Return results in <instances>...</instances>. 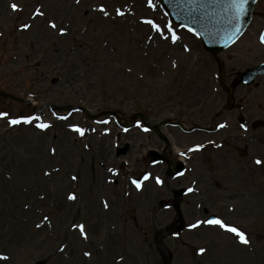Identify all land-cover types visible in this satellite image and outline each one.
I'll return each instance as SVG.
<instances>
[{"label": "rangeland", "instance_id": "374dc122", "mask_svg": "<svg viewBox=\"0 0 264 264\" xmlns=\"http://www.w3.org/2000/svg\"><path fill=\"white\" fill-rule=\"evenodd\" d=\"M263 28L264 0H258L249 30L219 56L220 75L219 60L195 34L172 25L158 0H0V89L38 111L0 95V254L9 257L0 264H264V163L255 162L264 161V127L251 126L264 122V77L235 93L246 127L225 113L217 122L230 125L218 133L164 130L181 150L207 143L171 181L172 189L192 190L181 200L185 227L163 185L164 163L151 167L149 149L162 146L154 131L123 132L112 117L95 126L80 112L58 119L52 109L84 107L101 118L115 113L123 124L140 113L153 125H210L226 106L222 82L230 85L264 62ZM25 117L40 119L10 123ZM125 144L130 151L119 156ZM147 171L160 187L132 183ZM205 211L244 231L251 245L217 226L191 227L207 218ZM79 224L87 239L73 227Z\"/></svg>", "mask_w": 264, "mask_h": 264}, {"label": "water", "instance_id": "95a60500", "mask_svg": "<svg viewBox=\"0 0 264 264\" xmlns=\"http://www.w3.org/2000/svg\"><path fill=\"white\" fill-rule=\"evenodd\" d=\"M171 18L179 24L187 25L198 32L205 48L220 53L229 47L246 29L251 20L255 0H248L246 12L237 21L234 11L227 7V0H162ZM239 28L236 32L235 29ZM259 72L264 73V64L248 70L242 79L249 77L251 82ZM126 147L122 153H126ZM152 154L157 155L155 152ZM181 194V193H180Z\"/></svg>", "mask_w": 264, "mask_h": 264}, {"label": "snow or ice", "instance_id": "6c2138e0", "mask_svg": "<svg viewBox=\"0 0 264 264\" xmlns=\"http://www.w3.org/2000/svg\"><path fill=\"white\" fill-rule=\"evenodd\" d=\"M150 2H151V0H150ZM216 2H220V0H216ZM77 3H79V0H77ZM247 3H248V0H227V7L229 9H231L232 11H234V13H235V17L234 18L237 21H239V18L245 14ZM11 7L13 8V10H20L16 4H13ZM100 11H103L105 13V15L108 14L104 10L103 6L100 7ZM37 13L39 15H43L44 14L43 12H41L39 10H37ZM119 14L123 15L122 12L119 13ZM148 23L153 24V26L156 28L157 31H159V32L163 31L162 29H160V27L158 25H155L154 22L148 21ZM29 27H30V25H24L25 29H27ZM51 27L52 28H56L57 27L56 23L55 22H51ZM189 30H191V29H189ZM235 31L238 32L239 28H236ZM65 32H66L65 29H63V28L60 29V34L61 35H64ZM176 39H178V37L173 36V42H175ZM261 42L264 43V35L261 36ZM129 71H131V69H129ZM4 115H6V114H4ZM33 119L38 121L40 118L39 117H35V118L25 117V118H22V119H13V120L10 121V123L12 125H18L21 122H23L25 124H31L33 122ZM37 127L41 128V129H47L48 127H50V125L45 124V123H39V124H37ZM221 127H224V125H221ZM75 130L77 132H79L80 135H84V130L83 129L76 128ZM193 150H199V148L193 149ZM53 152H55V149H53ZM255 162H256L257 165H260V164L264 163V161H261L259 159H257ZM76 178L77 177H75V176L73 177V179H76ZM144 179L146 180V179H148V177L145 176ZM156 179H157V183H162V181H160L159 178H156ZM132 183L135 184L138 189L141 188V183L140 182H138L136 180H133ZM189 191H192V190L189 189ZM69 199L75 200L76 199L75 194H71L69 196ZM104 206L108 207L107 202H105ZM44 219L48 220L49 218L48 217H44ZM200 224H208V225H211V226H217V227H219L220 229H223L226 232L235 234V236L238 238L240 244L245 245V246H250L251 245V240L248 237V235H246V233L244 231H241L239 228H237L235 226H231L229 224H226L222 219L216 218V219H209V220H206V221H199V222H197V224H193L191 227L196 228V227H199ZM37 227H41V225L37 224ZM73 227L74 228H78L79 232L84 236L85 239H87V233L85 231V225L84 224L74 225ZM66 247H67V245H64L63 247H61L59 249V251L63 252ZM206 251H207V249L200 248L198 250V254L199 255H204V253ZM84 255L87 256V257H91L92 253L91 252H85ZM8 259H9V257L7 255L0 254V260H8Z\"/></svg>", "mask_w": 264, "mask_h": 264}]
</instances>
